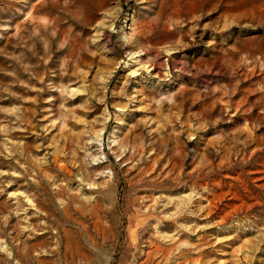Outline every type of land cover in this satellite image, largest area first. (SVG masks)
Wrapping results in <instances>:
<instances>
[{
    "label": "rangeland",
    "instance_id": "1",
    "mask_svg": "<svg viewBox=\"0 0 264 264\" xmlns=\"http://www.w3.org/2000/svg\"><path fill=\"white\" fill-rule=\"evenodd\" d=\"M0 264H264V0H0Z\"/></svg>",
    "mask_w": 264,
    "mask_h": 264
}]
</instances>
